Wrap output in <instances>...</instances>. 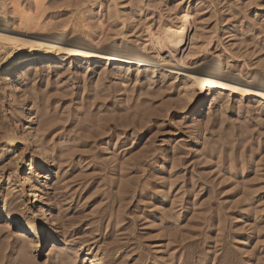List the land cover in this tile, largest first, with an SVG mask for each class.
Segmentation results:
<instances>
[{
  "label": "rangeland",
  "instance_id": "374dc122",
  "mask_svg": "<svg viewBox=\"0 0 264 264\" xmlns=\"http://www.w3.org/2000/svg\"><path fill=\"white\" fill-rule=\"evenodd\" d=\"M34 1L21 0L29 6ZM112 1L44 0V18L59 25L84 12L91 23H106L113 37L122 31L131 40L145 41V27L156 30L189 10L191 22L208 36L215 32L225 47L227 30L233 31L240 53H252L245 57L250 66L264 59V0ZM115 5L122 20L109 10ZM217 44L211 47L214 53L223 51ZM37 69L30 72L44 71L42 65ZM60 71L40 78L34 74L17 85L14 98L0 86V131L13 128L22 138L29 131L30 144L24 150L19 146L16 154L22 181L38 159L35 147L46 150L43 167L33 174L54 232L70 242L72 257L78 252V263L87 264L88 248L80 249L85 243L95 253L99 249L105 264H264V117L247 112L249 101L235 99L224 112L213 106L190 115L178 103L181 78H108L97 87L96 75L82 81L80 73ZM22 93L28 97L27 118L18 102ZM195 119L201 130L195 129ZM14 157L9 155L8 162L15 163ZM26 192L29 198V187ZM2 235L0 264H23L7 245L14 237L7 243ZM63 248L62 242L47 243L34 264H73L74 257L56 254Z\"/></svg>",
  "mask_w": 264,
  "mask_h": 264
},
{
  "label": "bare ground",
  "instance_id": "6f19581e",
  "mask_svg": "<svg viewBox=\"0 0 264 264\" xmlns=\"http://www.w3.org/2000/svg\"><path fill=\"white\" fill-rule=\"evenodd\" d=\"M109 10H112V16L122 20L119 16L120 10L116 5ZM45 11L44 0H36L30 6L24 5L21 0H0V86L1 90L4 91L5 89L8 92L6 94H9L10 97L16 96L17 85L28 82L32 76L34 77V74L37 73L39 78L46 73L50 76L51 72H56L59 75L61 69L67 70L69 73H73V71L80 73L78 75L82 81H87L90 76L96 75L97 87L101 86L100 83L108 78L122 82L133 79L138 82L144 76L152 82L159 74L164 78L183 79L180 84L183 91L178 94V103L190 115L200 116L205 111H211L213 106L219 107L224 112L230 105L236 103L234 101L237 99L239 104L249 101L248 106L250 107L247 112L256 114L257 119L264 117V59H255L250 66L245 57L252 53H248L249 51H244L243 53H248L245 55L240 53L242 50L236 45L232 35L233 31L227 30L228 37L226 39H228L229 46L225 47L221 39L214 34L215 32L208 36L198 27L199 24L196 25V21L193 24L191 20L194 19V16L187 10L177 19L175 18V22L169 20V23L162 24L156 30L150 26L145 27V37L147 38L145 41L131 40L122 31L113 37L107 31L109 27L106 28V23L98 21V24L95 25L96 23L93 24L86 19L84 12L71 19L67 18L66 22L55 25L53 20L44 18ZM109 14L111 15V12ZM132 18L130 14L127 15V19ZM125 22L128 21L125 20ZM190 29H192L191 33ZM216 41L218 46L223 47V51L220 53L212 52L211 47ZM39 65L43 66V72H30L32 69L38 70ZM99 68H103V70L100 71ZM199 97L202 98L197 102L196 99ZM18 98L19 101H17L22 110H26L25 116L27 118L28 97L22 93ZM251 102L254 104H250ZM181 107L180 109H182ZM194 124L196 125L195 129L201 127H199L197 119H195ZM0 125L2 126V124ZM0 129L2 130V128ZM18 135L13 128L5 130L4 127V131H0V186L1 182L5 183V187H1L3 190H0V236L1 233L6 232L2 237L7 240V243H9L10 238L14 237V240L7 245H11L16 250L23 264H34L36 256L40 255L47 243L56 247L59 242H62L65 248H63L64 250L56 249V254L66 258L65 260L74 257L73 261L75 260V262L73 264H80L77 262L78 252L73 253L75 255L73 257L68 253L69 250H73L70 242L61 240L54 232L52 228L55 225L54 221L50 218L48 211L45 210L46 201L43 199L42 191L37 184V177L35 178L33 174L34 170L43 167L44 159L47 156L46 150L42 147L43 145H35L34 155L38 156V159L32 160V168L25 173L22 181L18 176V164L22 163V160L16 154L20 150L19 146H22L23 150L27 149V145L32 139H30L29 131L24 133L23 138L18 137ZM9 155H15V163L8 162ZM125 161H122L124 162L121 165L122 170L126 167L127 162ZM240 162L243 163L244 159ZM259 162L257 161V163ZM251 163L252 160L249 164ZM260 164L256 166L259 169L262 166ZM259 173L261 174V172ZM26 187H29V198L26 196ZM30 197L34 200L31 204ZM26 203H29L30 206ZM42 218L45 220V224L41 225L39 222H44ZM13 230H16L15 235L12 234ZM85 248L88 249L83 258V263L105 264L99 258V249L95 253L92 251L93 247L81 243L80 249ZM55 258L57 259V256Z\"/></svg>",
  "mask_w": 264,
  "mask_h": 264
}]
</instances>
